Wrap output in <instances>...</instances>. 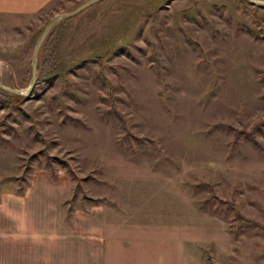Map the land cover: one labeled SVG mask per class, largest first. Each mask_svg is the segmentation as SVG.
Wrapping results in <instances>:
<instances>
[{
	"label": "rangeland",
	"instance_id": "1",
	"mask_svg": "<svg viewBox=\"0 0 264 264\" xmlns=\"http://www.w3.org/2000/svg\"><path fill=\"white\" fill-rule=\"evenodd\" d=\"M87 1L0 14V83ZM36 63L0 88V264L82 263L105 226L117 264H264V6L101 0Z\"/></svg>",
	"mask_w": 264,
	"mask_h": 264
},
{
	"label": "crops",
	"instance_id": "2",
	"mask_svg": "<svg viewBox=\"0 0 264 264\" xmlns=\"http://www.w3.org/2000/svg\"><path fill=\"white\" fill-rule=\"evenodd\" d=\"M53 1L54 0H0V14L30 15L43 10ZM103 231L105 238L98 240V245L95 246L86 243L82 239H72L74 243L72 242L70 247L77 250L71 251V253L82 251L83 254L80 253V255L85 256V260H83L82 263L77 264H117L116 258L118 251L113 250V243L110 242L111 235H113V233H110L111 235L107 236L108 232L106 226ZM66 255L68 256V252H66Z\"/></svg>",
	"mask_w": 264,
	"mask_h": 264
},
{
	"label": "water",
	"instance_id": "3",
	"mask_svg": "<svg viewBox=\"0 0 264 264\" xmlns=\"http://www.w3.org/2000/svg\"><path fill=\"white\" fill-rule=\"evenodd\" d=\"M101 0H89L87 2H85L84 4L80 5L78 8H76L74 11L69 12V13H65V14H57L55 15L52 20L49 22L48 26L45 28V30L43 31L42 35L40 36L37 44H36V48L34 51V55H33V60H32V68H31V81H30V85L29 88L25 91V92H21L15 89H11V88H7L5 86H3L0 83V88L6 92H9L11 94H15V95H19V96H24V93H31L33 91L34 88V84L36 82V57L38 55V52L43 44V42L45 41L46 37L48 36V34L50 33V31L52 30V28L56 25V23L62 19L65 18H69L72 17L76 14H78L80 11L90 7L91 5L100 2ZM250 2H253L255 5L257 6H264V1L263 2H257V1H252L249 0Z\"/></svg>",
	"mask_w": 264,
	"mask_h": 264
},
{
	"label": "trees",
	"instance_id": "4",
	"mask_svg": "<svg viewBox=\"0 0 264 264\" xmlns=\"http://www.w3.org/2000/svg\"><path fill=\"white\" fill-rule=\"evenodd\" d=\"M208 264H211L210 262Z\"/></svg>",
	"mask_w": 264,
	"mask_h": 264
}]
</instances>
